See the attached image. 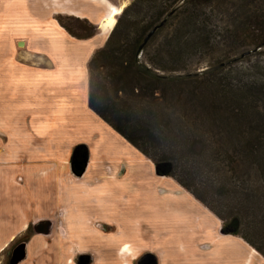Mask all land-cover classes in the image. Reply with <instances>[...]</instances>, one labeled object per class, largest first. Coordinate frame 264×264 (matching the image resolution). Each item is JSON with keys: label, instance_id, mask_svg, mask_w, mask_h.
Returning a JSON list of instances; mask_svg holds the SVG:
<instances>
[{"label": "rangeland", "instance_id": "374dc122", "mask_svg": "<svg viewBox=\"0 0 264 264\" xmlns=\"http://www.w3.org/2000/svg\"><path fill=\"white\" fill-rule=\"evenodd\" d=\"M107 1L111 2L115 8L119 7L115 5L116 1L126 2L127 6L131 3V0ZM96 6L98 7L86 0H0V58L2 62L12 65L14 63L12 56H16L17 52L24 50L25 47L24 44H18L19 37L9 38L11 34L26 36L34 29H51L55 24L54 19L59 14L80 18H86L88 15L92 18L87 19L95 24L106 10L101 3ZM106 13H108L107 10ZM117 17L119 16L115 17L111 25H104L103 22L99 25L101 33L107 32L104 35L106 41ZM11 39H13L14 48L9 51L8 43ZM106 41L101 47L106 44ZM97 45L98 41L77 48L75 51L77 57H85ZM220 56L221 51H217L207 61L214 62ZM196 58L194 57L193 61ZM20 62L24 61L20 60ZM192 63L195 64V62ZM203 64L205 63H202L201 67L204 66ZM63 72L64 67L61 68L60 74L63 75ZM16 85L20 90L17 94L18 99L0 100V221L5 220L11 213L18 218L21 210H25L29 216L30 212H38L35 216H28L25 221L23 220L21 224L27 221L28 228L20 229V226L17 229V237L4 252L0 253V264L10 263L11 255L8 252L15 244L24 242L29 244L35 237L53 241L54 238L60 237L62 227L71 230V234L74 232V239L79 246L88 249V252L81 256H79L80 252L74 251L78 254L76 264H119L117 253L125 254L128 259H132L142 252L156 255L161 264H240L243 254L245 257L251 255L255 260L254 264H264V256L242 237L224 235L221 232L223 222L190 191L171 177L158 176L152 159L134 146L129 147L130 151L135 150L138 156L121 157L127 154L128 146L120 136L116 135L115 138L108 136V132L106 133L102 126L110 131L111 129L87 113L85 100L81 97L80 100L77 98L78 100L73 101H60L61 104H67L64 111L71 112L69 117L73 118L77 127L70 138L63 139L62 144L69 145L74 139H80L82 141L79 145L87 146V158L91 147L95 149L97 156L107 157L104 161H129V169L120 167L121 173L126 177L119 181L113 180L107 176L109 174V169L105 167L107 165H98L95 168L93 166V170L91 167L85 177L83 176L80 180L71 172L70 166L73 154H79L80 157L84 155L83 151L76 150L79 145H73L70 152L60 149L58 159L51 149L42 148L43 152H40L42 157L39 154L36 155L38 152L36 146L40 145L38 141L47 140V136L41 138L40 134L31 132L22 124L17 125L13 120L17 111V117L23 119L27 116L34 117L35 114L32 115L36 113L34 108L43 106L46 100L44 95L47 94L39 90L40 85L28 76L17 80ZM5 89L2 88V91H9V85L5 86ZM129 103L132 105V102ZM166 110L181 113L183 107L181 104L174 109L172 102ZM138 112L139 116H143L146 110L141 108ZM211 128L212 126L209 125L207 130H203L209 139H211V132H216L215 128L210 131ZM100 135L106 136V142L99 145ZM52 138L55 139V133L52 137L50 136L49 141H52ZM139 139L141 142L142 138ZM26 141L27 143L23 144ZM144 141V147L156 158L172 150L177 160L184 161L179 168L181 180L222 215L227 216L231 210L240 213L244 220L242 235L264 250V175H261L255 167L250 168L248 164H243L241 161L238 163L237 159H231L230 163L229 159L234 155L232 148L237 147V151L240 150L238 146L241 143L232 145L229 140L222 142L218 137L215 143L209 140L203 155L183 156L178 155L174 148L170 149L163 144ZM28 143L31 144V148ZM115 153L120 154L115 156L116 159L113 157ZM217 156L220 158L218 159ZM223 161L226 168H223L221 164ZM41 162H44L43 165H37ZM218 166L222 168V172L216 174L214 170ZM260 167L263 165L260 164ZM57 173L60 174L59 181ZM70 175L76 178H74L76 182L89 179V183L98 184L95 188L85 184V189L80 188L83 187L80 185V187L77 186L78 192L60 194L58 190L60 184L62 182L65 185L70 184ZM257 184L260 186L263 197L261 206L253 204V201L247 198V194L251 193V189ZM221 187H225L226 191L221 192ZM47 195H54V197H46ZM53 200L60 203L59 207L51 206ZM221 203H226V208ZM197 205H200L208 214ZM76 206L80 207L77 213L74 209ZM185 210L192 213L191 215L187 213L189 224L185 221L183 214ZM69 213L71 214L67 218ZM95 226L110 232L101 233ZM11 237V234H0V243L10 242ZM74 239L70 241L73 246H75ZM66 243L63 241L62 247L66 245L67 252L70 253V246ZM122 245L127 247L121 250ZM28 254L27 249V256ZM49 254L51 256L52 252ZM47 264L56 263L48 260ZM130 264H136V261Z\"/></svg>", "mask_w": 264, "mask_h": 264}, {"label": "trees", "instance_id": "16d2710c", "mask_svg": "<svg viewBox=\"0 0 264 264\" xmlns=\"http://www.w3.org/2000/svg\"><path fill=\"white\" fill-rule=\"evenodd\" d=\"M118 16L106 44L89 61V107L152 159L158 176L175 179L214 212L224 235L242 237L264 256L262 247L242 235L240 213L222 215L181 180L184 161L172 150L156 158L144 147L147 140L178 155L200 156L219 137L241 143L240 150L232 148L230 163L237 159L264 175V0H131ZM55 19L76 40L99 32L87 18ZM217 51L221 56L207 61ZM172 102L183 111L168 112ZM209 125L216 129L211 139L203 131ZM76 150L87 156L86 145ZM247 198L262 205L258 184Z\"/></svg>", "mask_w": 264, "mask_h": 264}, {"label": "crops", "instance_id": "0c3cea01", "mask_svg": "<svg viewBox=\"0 0 264 264\" xmlns=\"http://www.w3.org/2000/svg\"><path fill=\"white\" fill-rule=\"evenodd\" d=\"M86 1H88L90 4L94 5L95 7H98L96 5L98 3H101V6L108 11V13H106V10H105V13L104 15H102V18H100L99 20H97V22H95V24L99 26L100 23H102L103 20L106 19V17L109 15V7L113 6L112 3L107 0H98V1L86 0ZM40 5H41V2H40ZM115 5L120 6L121 3L116 1ZM40 10L42 11V5H41ZM86 18L91 20L92 17L87 15ZM54 20H55L54 21L55 24L51 29H48V30L47 29H39V30L34 29V30H31L30 33L26 36H23V35L16 36L18 34H15V35L11 34L9 36V38L15 36V38L13 39H16V37H19L17 39L18 44L22 42V44H24L25 47H24V50L22 49L18 51L17 52L18 54L16 56L11 55L12 58L14 59L13 61L14 63L10 66L8 65L9 63H6V62L3 63L0 58V100L7 99L9 101L11 100L15 101V99H18L17 94L19 93L20 90L18 89L16 83H17V80H20L24 76H28L35 83H38L40 85L39 90L47 94V95H44L46 100H44L45 103L43 104V106H41L40 108H34V110H36V113L34 112L32 114V115L35 114L34 117L27 116L26 119H23L22 117H17L16 115L18 114V111H17V113L15 114L14 120H13L17 125L22 124L23 126L28 127V129L31 130V132H34L35 134H38V135L40 134L41 138L47 136L48 138L47 140L38 141V143L41 146L40 145L36 146L37 148L36 151L38 150V152H36V155L39 154V156L41 157L42 155L40 154V152H43L42 148H45V149L53 150L55 153L54 155H56L58 159L60 156V149H65L66 152L67 151L70 152L72 150L73 145L74 146L79 145V142L82 141L80 139L72 138L74 140L69 145L64 146L62 144L63 139L70 138L73 134V131L77 127H75L73 118L69 117L71 112L67 113L64 111L67 104L60 103V101H63V100L73 101L77 98L79 99L80 97L81 99L85 100V107H86L87 113H90L91 115H93V117L97 118L103 124L107 125L111 129L110 131L108 128L102 126V128L106 131V133L108 132L107 134H109L108 135L109 137L112 136V138H115L117 136H120L125 142V144L128 146L127 148H129L130 146L132 147V145L127 140H125L121 135L115 132L110 125L104 122L89 107V99H88L89 98V79H90L89 60L93 56L94 52L97 49H99L106 41V38H104L105 36H103V33H101V29H100L101 27L99 28L98 34L94 36L92 39L76 40L72 38L63 28L60 27L56 19ZM100 37H103V38H100ZM13 39H11V41H9L8 43L9 51H12L14 48L13 43H12ZM96 41H98V45L94 47L90 52H88L85 57H81V58L77 57V52H75L77 48H80L83 46L85 47V45L94 43ZM17 58H19V61H17ZM20 60H23L26 63L24 64V62H20ZM27 64H31V65L28 66ZM62 67H64L63 75L60 74ZM7 85H9V91H2V88L4 90L5 86ZM6 96H8V98H6ZM9 109L11 110V104H10ZM54 133H55V139L52 138V141H49L50 136L52 137ZM93 133L95 134L96 132H93ZM98 140H99V145L102 143H105L106 136L100 135ZM26 143L27 141L24 142L23 144H26ZM28 146L29 148H31L30 143H28ZM89 149L91 150V152L88 156L87 171L90 170L91 167L93 170L98 165L99 166L107 165L105 166L107 169H109V174H107V176L113 180L119 181L118 179L114 178V174L118 171L120 161L119 162L104 161L105 159H107L105 155L97 156L96 152L94 151L95 149L91 147ZM111 152L113 153L114 151L112 150ZM137 153L138 152H136L135 150L133 151L132 149L130 151V148H129V150L127 151V154H123L121 155V157L123 156L133 157L137 155ZM119 155L120 154L115 153L113 157L119 156ZM43 163L44 162H41L37 165L41 166L43 165ZM129 163L130 162L128 161V164ZM41 168L39 169V171L41 170ZM74 178L75 177L74 176L72 177V175H70L69 177V179L71 180V183L73 184L70 183L68 185H65L64 182L60 184V189H58L60 191V194L65 195V192L69 194L72 192L74 193L78 192L77 186L80 187V185L83 186L80 188L85 189L87 184H88V187L90 186L92 188H95V186L98 184V183H89L90 180L88 179L85 185L79 181L76 182L75 180L76 178L75 179ZM57 179L58 181L60 180V174L58 173H57ZM49 196L54 197V195H47L46 197H49ZM186 197L189 199L187 195ZM59 204H58V201L53 200V203L51 204V206L53 208H57L59 207ZM46 205L48 204L46 203ZM161 207L163 209V205H161ZM198 207L202 209L204 213L206 212L203 210L202 207H200V205ZM79 208L80 207L78 206L74 207L76 213H77V210H79ZM21 212L18 218L13 215L14 213H11L8 217H6L5 220L0 221V234L7 233V235L9 234L12 235L11 237L12 239L10 240V242H6L4 244L0 243L2 245L0 246V253L4 252L9 247L11 242L14 241V239L17 237L16 231L20 226L22 227V228L20 227V229L28 228L27 221L23 225L21 223L23 222V220L25 221V219L28 218L29 215L25 210H21ZM37 212L35 213L30 212L31 213L30 216H35ZM40 213L41 212L39 211V214ZM71 213L68 214L67 218H69V215ZM187 213H190V212L187 210L183 211L184 217L186 219L185 221L189 224ZM191 214L192 213H190V215ZM66 222H68V219H66ZM189 226H190V229H192L191 225ZM95 228L97 230L99 229L96 226ZM98 231H100L101 233H106V234L110 232V231L100 230V229ZM74 238H75V233L73 232V234H71V230L65 227H64V233H62V231L60 230V237L54 238L53 241H48V240H44L39 237H35L27 245V249L29 250V254L27 258L20 264H47L48 260L50 261L53 260V262L56 264H76L75 261H76V257H78L77 256L78 254L77 253L75 254L74 251L80 252L79 256H81L83 253L86 254V252H88V249L82 246H79L78 242ZM72 239H74L75 241L74 243L75 246H73L72 243H70ZM63 241H65V243L67 242L66 244H69L70 253L67 252L66 245L65 247H62L64 246ZM126 247L127 245H122L121 250H124ZM60 248H61V252H60ZM49 252H52L51 256ZM117 256H118V259L120 260L119 264H130L131 262L134 263V261L137 262V259L139 258V256H134L132 259L130 258L128 259V257H126L125 254L122 255L120 253H117ZM153 256L156 258L157 264H161L158 257L156 255H153ZM240 261H241L240 264H254L255 260L254 258L251 257V255H249L248 257H245V255L243 254Z\"/></svg>", "mask_w": 264, "mask_h": 264}, {"label": "flooded vegetation", "instance_id": "af4514ba", "mask_svg": "<svg viewBox=\"0 0 264 264\" xmlns=\"http://www.w3.org/2000/svg\"><path fill=\"white\" fill-rule=\"evenodd\" d=\"M88 158L86 156H82L80 157L79 154H73L72 156V159H71V162H72V165H73V168L75 170V172L77 173V175H79L83 169L86 167V160ZM117 173V172H116ZM115 173V174H116ZM86 174V173H85ZM84 174V176H85ZM112 175V174H111ZM22 243H17L15 244L11 250L8 252L9 255H13L14 251L17 250V248L21 245ZM27 250V249H26ZM10 257V258H11ZM136 264H157V260L156 258L152 255V254H144L142 253L139 258L137 259V262Z\"/></svg>", "mask_w": 264, "mask_h": 264}, {"label": "bare ground", "instance_id": "6f19581e", "mask_svg": "<svg viewBox=\"0 0 264 264\" xmlns=\"http://www.w3.org/2000/svg\"><path fill=\"white\" fill-rule=\"evenodd\" d=\"M95 1H98V0H95ZM127 6V3L126 2H123L121 3V5L118 7V8H115V7H109V15L106 17V19L103 20V23L104 25H111L114 23V20H115V17L119 14L122 13V11L126 8ZM102 28H103V25H102ZM107 32H103V36L106 34ZM127 167L129 168V164L128 162H124V161H120V164H119V168H118V171L116 174H114V178L115 179H118V180H122L124 179L126 176L124 174L121 173L120 171V167ZM81 180V179H80ZM83 184H86L87 183V180L85 179L83 182L82 181H79ZM61 231L62 233H64V227L61 228ZM217 237L219 238V235L217 234Z\"/></svg>", "mask_w": 264, "mask_h": 264}, {"label": "water", "instance_id": "95a60500", "mask_svg": "<svg viewBox=\"0 0 264 264\" xmlns=\"http://www.w3.org/2000/svg\"><path fill=\"white\" fill-rule=\"evenodd\" d=\"M20 45L22 44V42L19 43ZM71 172L77 176L78 178H83L84 174L87 171V166H88V159L86 160V167L83 169V171L77 175V173L75 172L72 162H71ZM27 245L28 243L24 242L22 243L16 251H14L12 257L10 258V263L9 264H20L22 263L26 258H27Z\"/></svg>", "mask_w": 264, "mask_h": 264}]
</instances>
